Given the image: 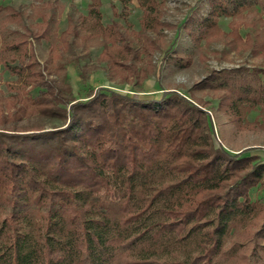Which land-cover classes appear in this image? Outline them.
<instances>
[{"label": "trees", "instance_id": "16d2710c", "mask_svg": "<svg viewBox=\"0 0 264 264\" xmlns=\"http://www.w3.org/2000/svg\"><path fill=\"white\" fill-rule=\"evenodd\" d=\"M137 2L141 32L134 40L160 26L157 0ZM256 5L264 10V0H210L205 29L219 16ZM99 6L100 0H90L77 25L68 14L65 34L72 37L69 46L88 38L101 46L97 61L110 65V79L112 67L135 69L131 62L139 54L117 23L101 25ZM21 17L0 6V64L39 88L35 97L23 98L32 115L60 125L0 128V264H218L226 258L223 245L234 225L259 215L248 191L264 180V163L247 149L230 154L215 147L209 116L177 92L140 100L97 88L84 101L72 99L64 69L69 61H57L63 50L52 54L53 15L23 32H6ZM79 27L89 34L76 37ZM28 39L49 42L45 65L35 60ZM143 43L154 45L149 38ZM52 69L57 80L50 78ZM85 69L79 68L84 82ZM244 71L232 70L230 84H217L231 93L223 111L236 124L242 103L248 111L259 106L264 115L262 70ZM25 107L14 104L1 123H15ZM263 229L264 219L257 234Z\"/></svg>", "mask_w": 264, "mask_h": 264}, {"label": "rangeland", "instance_id": "374dc122", "mask_svg": "<svg viewBox=\"0 0 264 264\" xmlns=\"http://www.w3.org/2000/svg\"><path fill=\"white\" fill-rule=\"evenodd\" d=\"M89 3L90 0H0V6L22 14L21 23L10 24L6 32H23L24 26L32 28L41 16L53 15L57 43L52 54L63 50V56L57 61H69L64 69L72 99L84 101L97 88L136 96L140 100H157L164 92L174 91L201 107L209 116L215 147L221 146L230 154L247 149L246 155L255 156L264 163V115L260 107L248 111L246 103H242L239 106L242 119L238 124L234 123L223 111L226 108L224 101H230L231 93L217 85L230 84L232 76H235L232 70L249 72L254 68L262 70L257 78L261 84L264 83V56L260 60L257 54L264 53V10L261 7L251 6L234 17L219 16L213 28L205 29L204 20L210 13V0H157L160 26L134 40L132 34L141 32L142 9L137 0H100L101 25L117 23L120 32L126 35L139 54L138 61L131 62L135 67L133 72L122 73L112 67V78L109 79L106 73L110 65L97 61L101 46L90 38L84 44H67L72 39L70 34H65L69 30L67 15L71 14L77 25V16L86 15ZM83 28L77 29L76 37L89 34L88 29ZM145 38L154 41L151 49V46H144ZM28 40L35 60L45 65L49 42ZM124 63L131 65L130 60ZM80 67L86 68L85 82L80 79ZM56 71L52 69L50 78L58 79ZM123 76H126V81H119ZM241 76L245 81L251 78L249 74ZM203 80L204 83L200 84ZM38 90L18 81L17 76L0 64V128L50 129L60 125L59 120L32 115V109L23 102V98L35 97ZM18 103L26 106V112L19 114L21 118L15 123L7 121L3 125L2 116L11 114L13 105ZM29 113L31 116L27 117ZM248 196L255 202L259 215L234 225L223 245V252L228 256L221 257L218 264H264V229L263 234H257L264 219V180L250 188Z\"/></svg>", "mask_w": 264, "mask_h": 264}, {"label": "crops", "instance_id": "0c3cea01", "mask_svg": "<svg viewBox=\"0 0 264 264\" xmlns=\"http://www.w3.org/2000/svg\"><path fill=\"white\" fill-rule=\"evenodd\" d=\"M257 54L260 55V60H262L263 56H264V53L262 54L261 52H258ZM262 157H264V154L262 155Z\"/></svg>", "mask_w": 264, "mask_h": 264}]
</instances>
